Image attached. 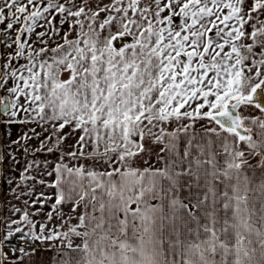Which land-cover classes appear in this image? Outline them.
<instances>
[{
    "label": "snow or ice",
    "instance_id": "6c2138e0",
    "mask_svg": "<svg viewBox=\"0 0 264 264\" xmlns=\"http://www.w3.org/2000/svg\"><path fill=\"white\" fill-rule=\"evenodd\" d=\"M4 185L0 264H264V0H0Z\"/></svg>",
    "mask_w": 264,
    "mask_h": 264
},
{
    "label": "crops",
    "instance_id": "0c3cea01",
    "mask_svg": "<svg viewBox=\"0 0 264 264\" xmlns=\"http://www.w3.org/2000/svg\"><path fill=\"white\" fill-rule=\"evenodd\" d=\"M6 189H7V186H6ZM7 195L11 197V192H8ZM12 204H17V206H20L19 202L15 200H12ZM12 218L13 219L19 218V214L12 216ZM75 243H80V240L75 239ZM69 255L76 256L77 254L71 253L69 251ZM64 258L65 257L62 255V252H61V246L59 245L58 242H55L53 243L52 246L45 244L42 248L37 249L36 253L32 255L29 261V264H59V262Z\"/></svg>",
    "mask_w": 264,
    "mask_h": 264
},
{
    "label": "rangeland",
    "instance_id": "374dc122",
    "mask_svg": "<svg viewBox=\"0 0 264 264\" xmlns=\"http://www.w3.org/2000/svg\"><path fill=\"white\" fill-rule=\"evenodd\" d=\"M5 191H6V185L0 186V232L3 231V225L5 222H7L8 216L11 215L10 208H11L12 201L10 204H7V205L4 204ZM43 246L44 245H42L40 248H42Z\"/></svg>",
    "mask_w": 264,
    "mask_h": 264
},
{
    "label": "built area",
    "instance_id": "2783aa9c",
    "mask_svg": "<svg viewBox=\"0 0 264 264\" xmlns=\"http://www.w3.org/2000/svg\"><path fill=\"white\" fill-rule=\"evenodd\" d=\"M19 234H17L18 236ZM12 244L13 246H16V247H26V245H24L22 242H19L18 239L14 238L13 241H12ZM41 247V246H40ZM39 247V248H40ZM38 248V249H39Z\"/></svg>",
    "mask_w": 264,
    "mask_h": 264
}]
</instances>
